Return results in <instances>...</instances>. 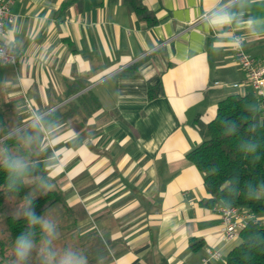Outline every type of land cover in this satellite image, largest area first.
<instances>
[{
  "label": "crops",
  "instance_id": "0c3cea01",
  "mask_svg": "<svg viewBox=\"0 0 264 264\" xmlns=\"http://www.w3.org/2000/svg\"><path fill=\"white\" fill-rule=\"evenodd\" d=\"M5 1L17 62L0 65V122L55 105L79 133L50 175L80 249L99 242L110 264H225L236 240H220L217 205L201 204L203 175L186 154L221 100L253 94L232 47L198 22L203 0H142L152 27L125 0ZM245 11L264 17V0ZM243 49L264 63V34ZM209 250L221 257L203 262Z\"/></svg>",
  "mask_w": 264,
  "mask_h": 264
},
{
  "label": "clouds",
  "instance_id": "9594fccd",
  "mask_svg": "<svg viewBox=\"0 0 264 264\" xmlns=\"http://www.w3.org/2000/svg\"><path fill=\"white\" fill-rule=\"evenodd\" d=\"M203 2L206 7L199 12L198 22L214 34L217 42L240 48L249 36L264 34V17L245 11L255 0ZM5 40L14 44L15 35L10 40L5 37ZM58 111L59 107L53 105L31 110L22 124L0 122V172L4 177L0 192L14 208L12 217L26 222L14 239L8 264H89L88 256L80 248L58 246L57 221L47 214V210L42 214L36 211L37 198L55 188L50 172L59 162L57 149L66 143L74 146L81 143L79 133L61 120ZM223 128L225 134L237 135L240 124L226 119ZM69 135L71 139H63ZM238 148L243 154L251 155L257 152L259 144L255 139H242ZM258 191L264 192V183L248 185L250 196Z\"/></svg>",
  "mask_w": 264,
  "mask_h": 264
},
{
  "label": "trees",
  "instance_id": "16d2710c",
  "mask_svg": "<svg viewBox=\"0 0 264 264\" xmlns=\"http://www.w3.org/2000/svg\"><path fill=\"white\" fill-rule=\"evenodd\" d=\"M125 1L133 10L136 24L145 22L148 27L157 24V19L142 0ZM129 71L128 67L121 73L129 74ZM81 89L83 87L74 93ZM149 95H152L151 92ZM254 98L253 95H230L221 100L217 104L215 117L202 128V142L186 154L187 160L203 175L207 194L201 201L203 206H233L249 215L239 232L238 243L227 254L225 264H264V220L259 219L264 218V192L258 191L254 196L248 194L249 184L258 186L264 183V112L259 105L254 106ZM57 115L60 118L67 116ZM226 119L239 122L237 135L225 134L223 121ZM242 139H255L259 144L257 152L243 154L238 148ZM3 182V173L0 172V185ZM35 203L36 211L40 214L54 204L65 207L63 197L54 190L38 197ZM4 204L5 197L0 192V211ZM25 223L11 215L5 217L8 235L6 242H0V257L5 245L13 246L15 237L24 229ZM0 264L8 262L0 258Z\"/></svg>",
  "mask_w": 264,
  "mask_h": 264
},
{
  "label": "built area",
  "instance_id": "2783aa9c",
  "mask_svg": "<svg viewBox=\"0 0 264 264\" xmlns=\"http://www.w3.org/2000/svg\"><path fill=\"white\" fill-rule=\"evenodd\" d=\"M13 21L14 16L10 12L9 2L0 0V65H14L17 62L13 47L5 41V24ZM232 49L235 52L238 65L246 74L253 96L264 112V63L247 55L243 46L240 48L232 47ZM217 210L220 214L221 223L220 240L229 243L238 239L239 232L245 226L249 215L233 206L218 205ZM220 257L221 253L218 250H209L203 262L207 263Z\"/></svg>",
  "mask_w": 264,
  "mask_h": 264
},
{
  "label": "rangeland",
  "instance_id": "374dc122",
  "mask_svg": "<svg viewBox=\"0 0 264 264\" xmlns=\"http://www.w3.org/2000/svg\"><path fill=\"white\" fill-rule=\"evenodd\" d=\"M14 120L10 119L9 122H6L8 124L12 123ZM15 122V121H14ZM14 211V208L11 204L7 203L5 201V204L3 206V209L0 211V242H6L7 238V231L4 224V219L7 215L12 216V212ZM47 214L51 215L52 218H54L58 223V228L60 231V238L57 241L58 246H64V245H73L75 247L80 248L81 246L80 242H78L74 236V232L68 231L63 226V211L62 207L58 204H54L53 207H50L47 210ZM262 219L263 218H259ZM239 239H236L237 244ZM12 251V246L5 245L4 249L2 250V254L0 258H3L6 262L9 260V256ZM89 258V263L91 264H110V257H109V250L108 248L100 244L99 242H91L87 248V254Z\"/></svg>",
  "mask_w": 264,
  "mask_h": 264
}]
</instances>
